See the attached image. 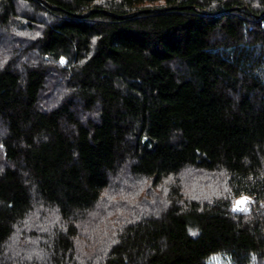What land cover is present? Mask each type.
Wrapping results in <instances>:
<instances>
[{"label":"trees","instance_id":"trees-1","mask_svg":"<svg viewBox=\"0 0 264 264\" xmlns=\"http://www.w3.org/2000/svg\"><path fill=\"white\" fill-rule=\"evenodd\" d=\"M244 196L264 0H0V264H264Z\"/></svg>","mask_w":264,"mask_h":264},{"label":"rangeland","instance_id":"rangeland-1","mask_svg":"<svg viewBox=\"0 0 264 264\" xmlns=\"http://www.w3.org/2000/svg\"><path fill=\"white\" fill-rule=\"evenodd\" d=\"M245 199L247 200L246 204H238L237 203L238 201L245 200ZM259 205L264 206V203H260V204L256 203L254 199L247 197V196H244V197H240L237 200H235L234 209L236 211H239V212H247V211H250L252 209H257ZM239 209H246V210H239Z\"/></svg>","mask_w":264,"mask_h":264},{"label":"snow or ice","instance_id":"snow-or-ice-1","mask_svg":"<svg viewBox=\"0 0 264 264\" xmlns=\"http://www.w3.org/2000/svg\"><path fill=\"white\" fill-rule=\"evenodd\" d=\"M238 204H246L247 203V200H241V201H238L237 202ZM239 210H246V209H239Z\"/></svg>","mask_w":264,"mask_h":264},{"label":"water","instance_id":"water-1","mask_svg":"<svg viewBox=\"0 0 264 264\" xmlns=\"http://www.w3.org/2000/svg\"><path fill=\"white\" fill-rule=\"evenodd\" d=\"M89 13L84 14V16L88 15Z\"/></svg>","mask_w":264,"mask_h":264}]
</instances>
